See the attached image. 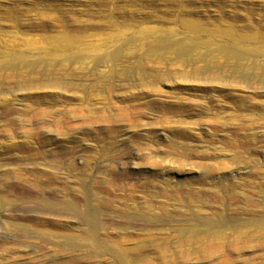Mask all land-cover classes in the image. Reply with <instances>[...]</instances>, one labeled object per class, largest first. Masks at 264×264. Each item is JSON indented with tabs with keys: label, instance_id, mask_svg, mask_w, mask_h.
I'll list each match as a JSON object with an SVG mask.
<instances>
[{
	"label": "rangeland",
	"instance_id": "obj_1",
	"mask_svg": "<svg viewBox=\"0 0 264 264\" xmlns=\"http://www.w3.org/2000/svg\"><path fill=\"white\" fill-rule=\"evenodd\" d=\"M0 264H264V0H0Z\"/></svg>",
	"mask_w": 264,
	"mask_h": 264
},
{
	"label": "bare ground",
	"instance_id": "obj_2",
	"mask_svg": "<svg viewBox=\"0 0 264 264\" xmlns=\"http://www.w3.org/2000/svg\"><path fill=\"white\" fill-rule=\"evenodd\" d=\"M82 217L84 219V224L86 226V229L84 231V234L86 236V239L89 243V246H100L97 238V232L99 230V226L96 222L94 213L91 209L86 208L82 211ZM85 239V238H84ZM86 242V241H85Z\"/></svg>",
	"mask_w": 264,
	"mask_h": 264
}]
</instances>
